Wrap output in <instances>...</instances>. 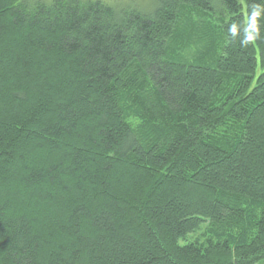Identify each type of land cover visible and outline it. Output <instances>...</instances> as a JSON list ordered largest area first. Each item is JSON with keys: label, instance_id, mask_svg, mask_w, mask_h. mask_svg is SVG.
Here are the masks:
<instances>
[{"label": "trees", "instance_id": "1", "mask_svg": "<svg viewBox=\"0 0 264 264\" xmlns=\"http://www.w3.org/2000/svg\"><path fill=\"white\" fill-rule=\"evenodd\" d=\"M263 259L264 0H0V264Z\"/></svg>", "mask_w": 264, "mask_h": 264}, {"label": "rangeland", "instance_id": "2", "mask_svg": "<svg viewBox=\"0 0 264 264\" xmlns=\"http://www.w3.org/2000/svg\"><path fill=\"white\" fill-rule=\"evenodd\" d=\"M30 2L34 1V0H29ZM47 1V0H45ZM102 1H105V2H117V1H120V0H102ZM123 1H126L128 3H130L131 5H135L137 7H140V8H149V4L151 2H155V0H123ZM261 68H260V65L258 64L257 65V68H256V74H258L260 72ZM192 235H189L188 239H186L187 241H190L192 240ZM180 244H183L184 243V240H180L179 241ZM256 264H264V259L261 260L260 262L256 263Z\"/></svg>", "mask_w": 264, "mask_h": 264}]
</instances>
